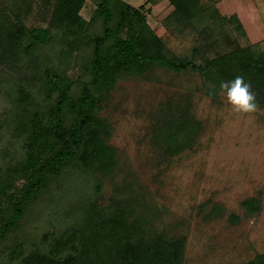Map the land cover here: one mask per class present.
Segmentation results:
<instances>
[{"label":"trees","instance_id":"16d2710c","mask_svg":"<svg viewBox=\"0 0 264 264\" xmlns=\"http://www.w3.org/2000/svg\"><path fill=\"white\" fill-rule=\"evenodd\" d=\"M86 1L42 0V9L47 5L51 14L49 23L29 26V0H0V71L11 73L4 81L8 85L0 81L6 103L0 126L15 150L0 164V254L7 252L9 260L0 264H183L185 238L153 227L152 211L139 210V199L120 198L106 208L98 204L104 180L117 166L108 142L110 123L101 114L103 102L121 76H146L162 66L198 72L212 97L221 92L222 81L243 76L264 108V50L242 46L224 28L220 38L221 28L206 27L199 32L198 46L180 56L151 27L145 4L96 0L87 20L81 15ZM168 2L175 24L194 27L200 21L203 0ZM211 11L217 19L216 10ZM236 29H242L240 23ZM219 39L234 44L232 49L202 56V48ZM55 41L58 61L48 55ZM72 57L81 76L65 67ZM172 104L169 111H176L164 113L158 130L166 155L190 144L198 127L187 104ZM60 187L66 193L54 194ZM91 187L93 194L84 192ZM74 193L79 212L74 210L78 215L72 224L43 234L35 223L25 231L31 220L40 218L43 202L72 211L74 203L67 198ZM244 205L255 213L260 201L252 197ZM245 264H264V253Z\"/></svg>","mask_w":264,"mask_h":264},{"label":"rangeland","instance_id":"374dc122","mask_svg":"<svg viewBox=\"0 0 264 264\" xmlns=\"http://www.w3.org/2000/svg\"><path fill=\"white\" fill-rule=\"evenodd\" d=\"M29 1L27 24L47 26L51 16L47 5L45 11L42 0ZM124 1L150 8L146 13L149 24L177 55L190 54L199 44L200 30L206 27L221 28L220 38L224 28L242 46L264 50V0H203L200 21L194 27L170 19L173 7L168 0ZM96 2L86 1L81 10L85 19L93 17ZM211 9L218 13L217 19ZM239 23L242 29L238 30ZM91 32L96 35L98 28L93 27ZM212 42L202 48V56L225 53L234 45L223 40ZM57 43L48 55L58 61ZM71 59L65 67L71 75L81 76V66ZM1 69L0 81L8 85L4 81L11 73ZM170 102L175 108L187 104L198 127L190 144L166 155L158 130L164 113L176 111H169ZM5 104L0 96V124L4 123ZM101 114L110 123L108 142L115 149L117 166L104 180L100 206L106 208L120 198L139 199V210L146 207L152 211L149 218L153 227L165 230L169 237L185 238L183 264H245L264 253V108L236 113L222 91L215 97L208 95L198 72L156 66L146 76H121L103 102ZM0 131L4 135L0 140L2 164L15 150L6 129L0 126ZM73 183L74 192L81 196ZM79 185L80 189L84 186L82 182ZM57 190L54 194L66 193L62 187ZM84 192L93 194L94 188H85ZM75 193L67 198L74 203L72 211L43 202L40 218L31 220L25 231L28 233L35 223L43 234L72 224L79 212ZM252 197L260 201L255 213L244 205ZM2 262H9L5 251L0 254Z\"/></svg>","mask_w":264,"mask_h":264},{"label":"clouds","instance_id":"9594fccd","mask_svg":"<svg viewBox=\"0 0 264 264\" xmlns=\"http://www.w3.org/2000/svg\"><path fill=\"white\" fill-rule=\"evenodd\" d=\"M220 90L225 94L227 102L236 113H252L258 110L255 94L251 91V84L243 76H236L230 81H222Z\"/></svg>","mask_w":264,"mask_h":264}]
</instances>
